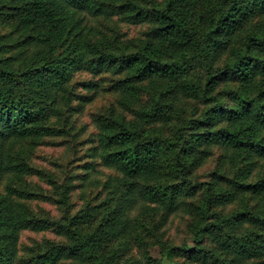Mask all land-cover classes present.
Listing matches in <instances>:
<instances>
[{"label": "trees", "instance_id": "trees-1", "mask_svg": "<svg viewBox=\"0 0 264 264\" xmlns=\"http://www.w3.org/2000/svg\"><path fill=\"white\" fill-rule=\"evenodd\" d=\"M0 264H264V0H0Z\"/></svg>", "mask_w": 264, "mask_h": 264}, {"label": "rangeland", "instance_id": "rangeland-1", "mask_svg": "<svg viewBox=\"0 0 264 264\" xmlns=\"http://www.w3.org/2000/svg\"><path fill=\"white\" fill-rule=\"evenodd\" d=\"M125 31H129L131 35H135L139 33V28L134 27H125ZM83 77H89L88 75H83ZM112 100V98L109 95H105L100 97L99 99L95 100L92 104L88 105L85 112H83L77 120L76 128L77 130H80L81 132V138L78 139V141H89L93 137V134L96 132L95 127L92 121V114L97 113L102 107L105 105H108L109 102ZM89 142L87 144H78L74 145L73 143H67L61 146H42L38 149L37 155L34 158V162L38 164L41 167H44L48 170H52L55 172H60V169L55 166L54 163H62L66 165L70 160H72L75 157H84L85 156V149L89 147ZM213 167L212 164L207 168V170H211ZM62 170V168H61ZM42 207H45L46 209H50L53 212H55V208L50 206L47 203H40ZM173 235H180V237H184V232L182 230L176 228L173 229L172 232ZM44 236L52 237V234L50 233H34L27 231L22 236V241L24 243H30L32 240H40ZM151 255L154 258H159L160 254L158 250L152 249Z\"/></svg>", "mask_w": 264, "mask_h": 264}]
</instances>
